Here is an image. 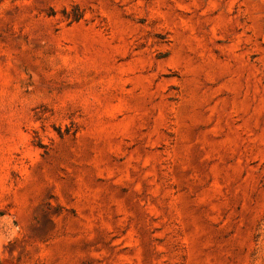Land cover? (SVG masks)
<instances>
[{
  "label": "rangeland",
  "instance_id": "374dc122",
  "mask_svg": "<svg viewBox=\"0 0 264 264\" xmlns=\"http://www.w3.org/2000/svg\"><path fill=\"white\" fill-rule=\"evenodd\" d=\"M0 264H264V0H0Z\"/></svg>",
  "mask_w": 264,
  "mask_h": 264
}]
</instances>
